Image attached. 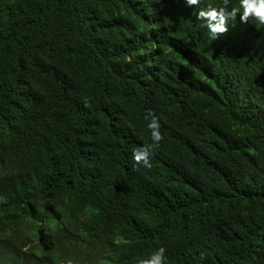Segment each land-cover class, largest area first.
<instances>
[{
    "label": "trees",
    "instance_id": "16d2710c",
    "mask_svg": "<svg viewBox=\"0 0 264 264\" xmlns=\"http://www.w3.org/2000/svg\"><path fill=\"white\" fill-rule=\"evenodd\" d=\"M187 8L0 0V264H264V27Z\"/></svg>",
    "mask_w": 264,
    "mask_h": 264
},
{
    "label": "clouds",
    "instance_id": "9594fccd",
    "mask_svg": "<svg viewBox=\"0 0 264 264\" xmlns=\"http://www.w3.org/2000/svg\"><path fill=\"white\" fill-rule=\"evenodd\" d=\"M180 1L188 7L187 10H192L197 19L207 27L212 40L218 34L225 32L228 26L230 28L233 21H238L240 25V23H247L251 19L264 27V0H238V3H233V0H221V6L208 3L205 0ZM243 31L247 36L251 33L244 27ZM147 127L149 129L157 127L155 118L148 122ZM160 139L159 132L152 131L148 140L145 139V142L134 144L132 162L129 163V166L136 171L134 182L138 180L145 167H150L148 157L154 144L152 141L158 142ZM141 186L142 188L132 191L133 209L137 207L141 210L157 212L161 208L163 198H158L154 187ZM166 252L165 247L159 246L149 254L147 259L138 260L137 264H167ZM68 264H72V262L69 261Z\"/></svg>",
    "mask_w": 264,
    "mask_h": 264
}]
</instances>
